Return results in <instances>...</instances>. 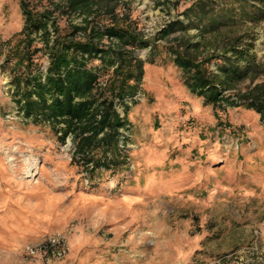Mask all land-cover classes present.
I'll return each instance as SVG.
<instances>
[{"label": "rangeland", "instance_id": "1", "mask_svg": "<svg viewBox=\"0 0 264 264\" xmlns=\"http://www.w3.org/2000/svg\"><path fill=\"white\" fill-rule=\"evenodd\" d=\"M194 1L121 0L120 11L153 36ZM23 22L19 0H0V264H264L259 116L214 112L174 65L146 63L127 114L129 170L89 183L70 140L23 119L11 98L7 42ZM248 27L260 57L264 20Z\"/></svg>", "mask_w": 264, "mask_h": 264}, {"label": "trees", "instance_id": "2", "mask_svg": "<svg viewBox=\"0 0 264 264\" xmlns=\"http://www.w3.org/2000/svg\"><path fill=\"white\" fill-rule=\"evenodd\" d=\"M41 2L19 0L24 22L5 59L15 60L10 95L23 119L70 140L72 163L89 183L129 170L127 114L146 63L174 65L188 91L214 112L244 108L264 124V53L258 57L248 27L264 20V0H195L153 36L120 11L121 0ZM144 49L146 59L138 55Z\"/></svg>", "mask_w": 264, "mask_h": 264}, {"label": "bare ground", "instance_id": "3", "mask_svg": "<svg viewBox=\"0 0 264 264\" xmlns=\"http://www.w3.org/2000/svg\"><path fill=\"white\" fill-rule=\"evenodd\" d=\"M28 173H29V175H30V174L32 173V172H31V170H29V172H28Z\"/></svg>", "mask_w": 264, "mask_h": 264}]
</instances>
